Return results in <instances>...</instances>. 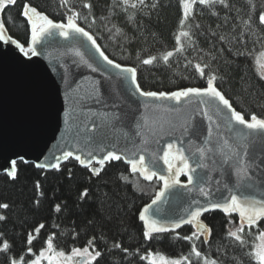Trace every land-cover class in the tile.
Listing matches in <instances>:
<instances>
[{
  "label": "trees",
  "instance_id": "obj_1",
  "mask_svg": "<svg viewBox=\"0 0 264 264\" xmlns=\"http://www.w3.org/2000/svg\"><path fill=\"white\" fill-rule=\"evenodd\" d=\"M24 2L26 0H17L15 6H9L2 13L6 29L20 43L30 42V25L21 15ZM27 2L55 22H66V16L70 14L67 7L79 11L80 26L94 36L110 59L122 66L136 67L138 82L145 91L172 92L187 87H205L206 81L199 77L194 65L209 64L206 73L215 71L220 77L216 81L218 88L238 111L246 118L252 113L264 117V80L260 79L251 55L264 50V26L258 22L259 13L264 11V0H252L254 8L248 0H229L231 9L221 5L211 10L197 6L189 29L194 47H189L184 38L183 53L176 51V36L182 18L180 0H145L140 11L129 9L128 13L123 12L119 4L112 7L113 0H69L67 7L61 6L62 0ZM89 2L93 6L92 13L82 6ZM157 2L158 7L153 9L151 5ZM129 14L135 16V22L129 21ZM85 15L89 16L88 21L84 20ZM106 16L109 17L107 21L103 20ZM249 17L251 28L245 31L243 24ZM93 18L94 24L91 23ZM117 29L121 31L117 32ZM241 34L246 43L235 39ZM220 36H226L230 42L220 40ZM167 51L175 54L165 64L162 56ZM238 51L251 54L237 55ZM151 56L160 59L152 65L141 63ZM15 172V179L7 172H0V205H8L6 209L0 208V215L6 217L0 221V234H3L0 239L12 244L9 256H23L26 262L35 259L53 235L55 248L66 254L72 248L88 246V241L95 237V246L103 253L97 264H148L142 257L149 253L180 259L190 252L191 244L176 239L172 233L152 241L143 238L139 214L162 190L163 182L156 178L149 182L133 176L130 166L123 160L107 163L99 176L74 159L64 161L60 171L39 168L34 163L20 160L15 165ZM123 176H127L128 181L123 180ZM181 181H187L186 175L181 176ZM85 189L88 195L81 197ZM56 205L61 207L59 213L55 211ZM201 219L212 228L208 243L203 242L204 237L194 241L203 255L217 260L218 264H236L237 259L242 264H254L244 255L246 249L235 246L228 239L227 230L231 226L224 213L215 210L205 213ZM232 219L238 221L236 216ZM40 224L44 228L37 235L34 229ZM258 230H264V221L251 229L250 242ZM193 231L190 225L177 230L180 236L191 235ZM29 233L36 236L31 246L34 256L26 251ZM115 243H120L128 252L116 249ZM191 259L197 264L194 256ZM0 264H8L4 253H0Z\"/></svg>",
  "mask_w": 264,
  "mask_h": 264
},
{
  "label": "snow or ice",
  "instance_id": "obj_2",
  "mask_svg": "<svg viewBox=\"0 0 264 264\" xmlns=\"http://www.w3.org/2000/svg\"><path fill=\"white\" fill-rule=\"evenodd\" d=\"M250 7L252 0H248ZM17 0H0V13H3L9 6H15ZM69 0H62L61 6L67 7ZM117 4L121 6L123 12L128 13L129 9L140 11L145 6V0H113L112 7H116ZM182 8V18L179 24L178 35L176 36V48L177 52L183 53L185 46L183 39L186 38L189 47H194L192 33L189 30L191 21H194L197 6H203L209 10L213 9L216 5H221L225 9H231L232 5L229 0H180ZM83 8L88 10V13H92V4L84 3ZM153 9L158 7V2L151 5ZM66 22H55L49 18L48 15L39 11L35 6H32L29 2H24L22 5L21 15L30 25V42L27 50L25 43H20L13 39L10 35H6V27L2 19H0V41L5 44H15L16 48L25 56H37V45L40 44L46 37H50L58 34L65 40H73L79 43L83 47H87L86 42H90L91 47L95 52L99 54V57L107 66L118 70L116 76L123 80H130L131 85L134 86L132 95L138 94L140 97H144L148 101H175L177 103L187 102L191 103L194 99L198 100L197 107L199 105H205L200 109V112L207 117L209 126L207 128V138L205 139L203 146H198L193 155H199V159L196 160L195 166L189 163V157L186 156L185 149L178 147L173 143L167 145L168 151L163 153L161 157L163 163L167 165L168 175L159 174L155 169V165L146 164L145 156L135 151V143L132 141L131 136L125 133L129 143L133 144L132 155H124L117 153L116 151L107 150L101 153L97 157V152L100 151L99 147L93 148L90 143L86 141V147H78L73 150H67L63 152L62 156H54V163L49 165H39L41 168H51L55 171L61 170V161H68L74 159L90 172L99 176L103 171L104 166L107 163L124 161L130 166V172L133 176L142 177L143 180L151 182L154 178L163 182V189L158 192L151 204L144 207L139 214V220L143 224L142 236L146 241H152L154 238L162 237L164 234H175L176 239H182L188 241L191 244L190 252L187 256H182L180 259H172L160 253H149L142 257V259L148 261V264H193L191 257L196 258L197 264H218L215 259H209L201 253L196 247L194 241L201 240L204 237L203 242L206 244L209 242L212 235V228L208 226L201 217L205 213H209L215 210H220L225 216L228 217V223L231 227L227 230V237L233 242L235 246L241 249H246L244 255L254 264H264V230H258L256 235L251 236V242L249 236L251 229L257 227L261 221H264V117L257 116L255 113L249 114L246 118L245 114L238 111L230 99L226 98L225 94L218 88L216 81L220 79L215 71H209L206 73L205 69H209V64L197 63L194 65L195 71L199 77L206 81L205 87H187L172 92H157V91H145L141 88L138 82V73L136 67L122 66L120 63L114 62L108 55L102 50L101 46L97 43L89 31H86L84 27L80 26L81 13L75 11L72 7H67ZM213 15H218L216 12H212ZM109 17H104L103 20L107 21ZM128 19L130 22H135V16L129 14ZM84 20L88 21L89 16L85 15ZM95 18L91 20V23H95ZM259 25L264 26V11H261L258 16ZM197 28L199 25H195ZM115 27V26H113ZM243 28L245 31L251 28V17L244 21ZM111 31V29H109ZM264 30V29H262ZM117 29V32H120ZM215 35V33H214ZM220 40L228 41L226 36H220ZM235 39L239 42L246 43L243 40V35H238ZM231 50V49H229ZM75 55L86 64L92 71H98V67H93L88 60L84 59V54L79 49H74ZM30 54V55H29ZM175 53L173 51H167L163 54L162 60L167 64L171 57ZM238 51L237 55H250ZM256 67L260 69L258 73L260 79L264 80V50L258 54H251ZM215 57H213L214 59ZM158 57L151 56L150 58L143 59L141 63L143 65H152L156 62ZM189 63H191L189 61ZM150 107L154 111L164 110L173 111L170 108H163L161 105L151 106L145 103L144 108L147 111ZM209 111H214L218 116L224 114V123L228 132L232 133V139L234 144H229L228 139L218 137L215 146V153L219 154L222 160L219 162L220 167L224 169L222 175L228 176L235 175V182L229 184L227 181H221L219 179L213 182L212 186H209L206 177H200L196 182L195 190L198 191L203 202L200 199L194 198L184 213L175 220L163 221L158 216V209H154V205H158L165 193L170 189L176 187L188 188L189 185L194 184V173L197 169H207V165L204 160L208 158L210 153H214V149L208 145L212 143L211 137L213 136V119L209 115ZM117 120L120 117L115 116ZM155 123V122H153ZM240 127H236V126ZM87 127V125H85ZM151 125L147 117H142V122H136L134 135L143 137L142 130L144 128H150ZM175 127V125H172ZM221 125L215 123V128L219 129ZM182 135L190 133L196 134L195 125L185 124L182 126ZM163 128L161 127V131ZM247 130V131H245ZM155 134V133H154ZM144 143L148 141L145 139ZM227 149V151H225ZM173 150L175 155H173ZM176 161H179L182 165L178 167ZM93 162L99 167H94ZM13 171L9 172V175L15 179V161L12 162ZM226 166V167H225ZM181 175L187 176V184H181ZM123 180L128 181L127 176L122 177ZM39 187V184H37ZM81 197L88 195L85 189L81 192ZM0 208H8L7 204L0 205ZM56 212L61 211L60 205H56ZM238 217V221L233 220L232 217ZM6 220V217L0 215V221ZM184 225H190L194 229L191 235L180 236L177 229H180ZM44 228L43 224H40L34 229V232L38 235L40 230ZM3 234H0L2 236ZM36 238L32 233H29L26 237V251L29 255H35L32 250L33 240ZM54 235L46 240V248L39 252L38 257L28 260L27 262L23 258L9 256L8 254L12 250V244L7 240L0 239V253H4L7 257L8 264H42V261H47V264H97V261L102 257L103 253L97 250L95 246V237L88 241V246L83 248H72L70 254H66L64 251L57 250L54 246ZM114 247L120 251L127 253L128 249L122 247L120 243H115ZM236 264H242L237 259Z\"/></svg>",
  "mask_w": 264,
  "mask_h": 264
},
{
  "label": "water",
  "instance_id": "obj_3",
  "mask_svg": "<svg viewBox=\"0 0 264 264\" xmlns=\"http://www.w3.org/2000/svg\"><path fill=\"white\" fill-rule=\"evenodd\" d=\"M5 34L11 36L7 29ZM86 43L88 46L83 47L56 34L38 44L39 55L29 58L15 44L0 41V172L13 171V161L15 165L20 160L37 167L49 165L55 162L54 156H62L64 151L86 147V141L93 148L99 147L97 157L107 150L130 156L133 144L125 133L135 143V151L145 156L146 164L155 165L159 174L168 175L161 157L168 151L169 143L184 148L189 163L195 166L199 155L193 153L204 145L209 126L207 117L200 112L205 105L197 107L196 99L177 103L148 101L138 94L132 95L134 86L130 80L116 76L118 70L107 66L90 42ZM74 49H79L84 59L99 70L92 71L75 55ZM145 103L173 111H154L152 107L146 111ZM117 115L119 120L115 118ZM209 115L214 123L212 143L208 146L214 153L204 160L207 169L198 168L194 184L188 188L176 187L166 192L160 203L153 206L158 209L156 218L165 222L178 219L194 198L203 202L195 190L200 177H206L209 186L217 179L229 184L235 182L234 174L222 175L224 169L219 162L223 157L215 153L218 137L228 139L229 144L235 143L232 133L225 127L223 113L218 116L209 111ZM142 117H147L151 127L144 128L143 137H139L134 135L135 124L142 122ZM215 123L221 127L216 129ZM185 124H194L196 134L182 135ZM176 165L182 166L179 161ZM93 166L99 167L95 162Z\"/></svg>",
  "mask_w": 264,
  "mask_h": 264
},
{
  "label": "rangeland",
  "instance_id": "obj_4",
  "mask_svg": "<svg viewBox=\"0 0 264 264\" xmlns=\"http://www.w3.org/2000/svg\"><path fill=\"white\" fill-rule=\"evenodd\" d=\"M258 71L260 72V69H258ZM70 254V253H68ZM42 264H47V261H42Z\"/></svg>",
  "mask_w": 264,
  "mask_h": 264
}]
</instances>
